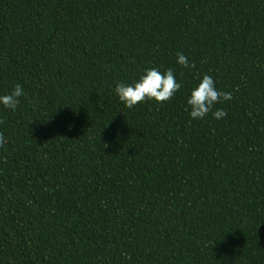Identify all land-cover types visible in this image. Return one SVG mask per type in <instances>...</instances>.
Listing matches in <instances>:
<instances>
[{"label":"trees","instance_id":"16d2710c","mask_svg":"<svg viewBox=\"0 0 264 264\" xmlns=\"http://www.w3.org/2000/svg\"><path fill=\"white\" fill-rule=\"evenodd\" d=\"M152 67L183 87L124 107ZM204 74L222 120L189 116ZM17 83L0 264H264V0H0V95Z\"/></svg>","mask_w":264,"mask_h":264},{"label":"clouds","instance_id":"9594fccd","mask_svg":"<svg viewBox=\"0 0 264 264\" xmlns=\"http://www.w3.org/2000/svg\"><path fill=\"white\" fill-rule=\"evenodd\" d=\"M175 62L186 69L195 68V64L191 63L183 53L176 54ZM182 87L183 83L178 82L176 73L172 68L160 71L158 68L152 67L144 69L143 73L130 83L117 82L113 91L119 102L124 107L131 109L145 101L167 102ZM22 96H25L24 88L17 83L9 93L0 95V106L14 111L20 104V97ZM232 99L231 92L219 90L213 77L204 74L202 77H198V83L190 89L186 104L190 109L189 116L193 120H203L209 114L215 120H222L227 113L223 108H216L215 106ZM6 143L7 138L3 133H0V147Z\"/></svg>","mask_w":264,"mask_h":264}]
</instances>
